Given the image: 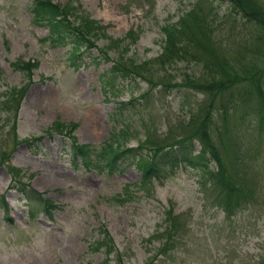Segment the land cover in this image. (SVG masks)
Masks as SVG:
<instances>
[{
	"label": "rangeland",
	"instance_id": "rangeland-1",
	"mask_svg": "<svg viewBox=\"0 0 264 264\" xmlns=\"http://www.w3.org/2000/svg\"><path fill=\"white\" fill-rule=\"evenodd\" d=\"M32 1L0 0V264H264V128L252 107L247 108L259 104L248 83L216 88L218 74L211 72L210 78L205 64L192 57L197 53L200 60L215 55L217 61L244 66L260 63L264 31L244 16L246 8L227 0H54L81 7L105 26L106 37L95 41L99 47L109 38H125L128 30L139 32L137 40H127L122 56L149 62V69L110 78L106 70L111 61L96 49L72 58L69 43L52 45L45 23L31 14ZM197 1L199 18L211 29L210 47L183 37L190 55L158 63L165 37L161 27L188 13ZM252 1L264 8V0ZM107 54L114 58L117 50ZM24 61L38 62L31 77L18 70ZM186 76H204L202 83L213 82L208 88H215L168 87ZM110 79L113 88L107 86ZM208 105L214 109L205 112L202 123L200 115ZM226 116L229 127L221 134ZM54 120L77 125L73 131L60 130ZM197 129L209 138L204 164L218 171L212 156L219 157L233 181L248 178L252 201L226 217L209 175L199 166L183 164L149 191L128 187L129 196L117 201L123 186L135 183L142 172L129 159L112 172L104 168L106 142L129 148L141 144L135 155L150 159L155 147L166 149L190 138L197 153L205 146L193 135ZM249 133L255 137L238 148V138L247 139ZM71 134L76 143L88 144V167L68 143L65 136ZM24 138L28 143L20 141ZM22 184L54 207L44 211L29 205L14 188ZM168 211L179 234L161 252L171 225ZM101 230L114 246L108 260L101 250L87 247ZM118 251L121 261L114 255Z\"/></svg>",
	"mask_w": 264,
	"mask_h": 264
},
{
	"label": "trees",
	"instance_id": "trees-1",
	"mask_svg": "<svg viewBox=\"0 0 264 264\" xmlns=\"http://www.w3.org/2000/svg\"><path fill=\"white\" fill-rule=\"evenodd\" d=\"M227 1L230 4L233 3L234 5H237L239 7L243 6L242 9L246 8V10L244 9V11H246L244 16L247 19L253 21L254 25L257 28L263 29L264 31V8H260L254 3V1ZM199 4L200 2L197 1L192 5L188 13L180 16L174 23L169 22L165 24V26L161 27L162 33H164L165 37L162 40L163 46L161 47L158 56L155 58L158 63L167 65L171 64L172 61L174 62L175 60L183 59L187 55H190L185 53L184 51V49L187 48L188 43L185 42L184 44L182 42L183 37L185 38V40H192L196 45L203 43L204 46H207L204 48L210 47L211 42H209V36L211 35V29L208 25L209 23L205 19L202 20V18H199L200 13H202L198 10L197 5ZM31 9V14L33 13L34 16L40 18L42 20V24L45 23L47 29L49 30V34L47 35L46 39L50 40L52 45L57 44L58 46H60L65 45V43H69L71 48L69 53L71 54L72 58H77V56H79L82 51H87V49L90 50L94 48L105 61L110 60L111 64L106 70L110 78L113 76L125 78L130 73H138L140 69H142L143 71L149 69V62L140 61L136 63L131 61L130 59L125 60L122 56V51L126 50L129 47L126 43L127 40L129 39V41L132 42L135 39L137 40V38H139V32L137 30L134 29L132 32L128 30L125 34V38H109L104 46L99 47L98 45H96L95 41L101 36L106 37L103 32V30L106 28L105 26L97 25L94 20H92L89 16L86 15V13L81 10V7L75 5L71 6L70 2L60 5L59 3H52L49 0H34L32 1ZM114 48L117 50V56L111 58L107 54V50ZM192 55L195 61L199 60L205 64L204 67L207 76L211 78V72H215L218 74V78H214V81L217 84V86L215 85L216 88L228 89L230 86L236 88V86L238 87V85L243 83H248V86L250 85L251 92L255 95L257 99L256 102L259 105L248 106L247 108L252 107L250 110L251 113L257 117V120H259V123H262V126L264 128V91L261 88V86L264 85V54H259V56L263 59L260 63H255L248 66L225 62V60L224 62L217 61L215 55H209V58H203V60H200L198 58L197 53H192ZM36 64L37 62L33 63L24 61L20 62L17 65H19L18 70H21L27 73L28 76H30L32 73L30 69L34 68ZM204 76H186L183 77V82L178 81L175 82L174 85H170L168 87L180 88L184 84L190 89H195V91H201L204 90V88H206V90L215 88L214 86L208 88L213 84V82H211L207 86L205 83H202L201 79ZM148 82L150 83L149 80ZM108 83V88H113L114 80L110 79ZM161 83L163 84V86H167L163 83V81ZM10 93V96H13L12 92ZM17 93H19V91ZM208 93L212 94V96L216 94V92L213 93L211 91H206V94ZM216 95L218 96L219 94ZM19 99L20 96L17 98L18 106ZM199 108L197 109V112H199ZM213 109V106H206V108L200 115V118H203L200 119L202 123H205V112L207 114H210V111ZM246 112L247 109L245 111V115H243L245 117L248 116ZM190 117H192V114L190 115ZM227 117L228 116L222 119L223 126L221 130H218V132L221 134H224L229 127ZM243 119L244 117L242 118V121ZM52 124H54V126L58 125L57 127H60V130L68 128L69 131L72 130L75 125H67L64 122H60V120H55L52 122ZM197 131L198 134L196 132L193 135L200 139L199 142L203 146L205 145L200 151H197V153H194L192 141L189 140L190 138H186L184 140L182 139L180 141H176L174 145H170L166 149H159L155 147L154 153H152L150 159H147L149 157H146V155L145 157H139L135 155L138 151V147L140 146L139 148H141V144H139L137 148H129L124 146L122 147L121 145H118L113 141L106 142L102 150V152L104 153L105 162L107 164L106 166L104 165V168L112 172L114 171V169L116 170L118 168V166L123 162L124 159H129V162L131 164H134L138 171L142 172L140 174L141 178L135 181V183H133L132 185L126 183L125 186H123V195L119 196L117 198V201L123 202L125 196H129L128 187H135L137 188V190L149 191L150 189H152L155 181H158L159 183V180L165 179L166 175L169 176L173 174L176 170V166L180 164H183L182 166L188 165L192 168L199 166V168L204 169V173L206 174V176L209 175V181L212 183L213 188L216 191L215 193L218 195V197L216 198L217 203L219 207H222V209L224 210L226 217L230 218L232 214L240 209L241 205L246 204V202L249 203L250 201H252V197L250 195L251 187H249L247 182L248 178L247 180L243 181L237 180L239 183L233 181V179H231V177H229L226 172L222 170L219 157L212 156L214 157V163L217 165V167H219L218 171H214L204 164L208 161V157H205V147L207 146L209 138L205 132L198 129ZM125 133L126 131L122 132L120 136L125 137ZM243 137L244 135L241 136V138H238V140L236 141L235 145H237L238 148L239 145L243 147L242 141H248L249 137L251 139L255 136L249 133L247 139H244ZM68 138L69 143L72 145L74 153L79 156L81 163L84 164V167H88L91 164V161L87 145L83 143H76L75 138L72 136V134ZM148 142L153 143L152 140H148ZM223 144L224 143H222V145ZM209 148L212 149L213 147L209 145ZM14 188H16L19 193H22V195L28 200L27 203H29V205H31L33 202L34 205L32 204V206H38L41 209L43 208L44 211L52 208V206L54 207L53 201L43 199V197H40L38 193H36L32 188H29L25 184H22V186L17 185ZM167 214V218L171 222V225L169 228V236L167 237V240L164 244L165 246L163 245L162 247H160L161 252H163V250H165L170 244H172L169 243L170 239L176 237L179 234V228L177 226L178 224L175 221V218L170 216V211H168ZM104 230H101L100 233H98L99 238H97L92 243H89L87 247L88 251L90 252L101 250L105 259L108 260L110 259L109 255L112 253L114 246L112 244V238H110V236ZM114 255L119 258V261H121L122 256L119 251L117 252V254L114 253ZM145 264H148V262H146Z\"/></svg>",
	"mask_w": 264,
	"mask_h": 264
}]
</instances>
